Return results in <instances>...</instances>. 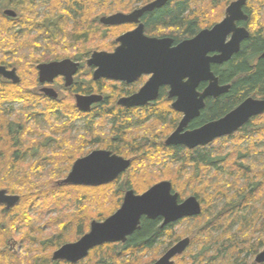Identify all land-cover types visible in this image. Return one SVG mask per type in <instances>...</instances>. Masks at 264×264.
Instances as JSON below:
<instances>
[{
    "label": "trees",
    "instance_id": "trees-1",
    "mask_svg": "<svg viewBox=\"0 0 264 264\" xmlns=\"http://www.w3.org/2000/svg\"><path fill=\"white\" fill-rule=\"evenodd\" d=\"M118 1L41 0L33 5L35 0H14L17 29L12 46L17 55L16 59H25L24 56H31L34 53L35 41L43 34L44 29L49 37L59 41L72 39L79 42L86 39L90 35L89 32L94 31L91 30L93 19L90 15L95 10L99 11L97 14L108 12L114 9ZM250 1L248 0L245 9L248 14L247 26L253 23L255 17ZM261 1L264 3V0ZM213 3L214 1L210 0L206 4ZM39 6L43 7L45 13L43 18L38 17ZM199 8L198 0H170L162 7L144 15L145 28L149 31L165 28L176 35L178 33L189 35L200 26L205 16L204 12H199L202 11ZM95 18L94 22L97 23V15ZM30 30H37V34L30 36ZM249 31L250 36L242 42L240 51L222 67L221 80L230 82L231 86L217 99L208 101L214 114L206 118L226 114L247 97H264V57H259L264 49V26H255V29ZM0 33L6 35L0 36V47L7 49L11 45L4 41L8 40L7 28L0 29ZM54 46L55 50L59 49L62 52L70 50L64 45ZM58 56V53H53L54 58ZM4 62L5 59H0V63ZM14 64L18 71L21 61H14ZM18 74L22 77L21 72ZM26 89L21 78L16 84H4L0 79V189L19 195L18 203L11 208L0 204V264H71L52 260V252L48 251L50 249L53 251L66 242L64 232L69 227H74L75 238L86 231L92 219L88 210L93 201L98 207L113 204L108 216L119 207L123 192L106 186L90 188L59 184L69 170L72 160L58 148L53 147L51 137L47 136L40 140L38 126L31 120H37L41 114V118L44 119L60 118L56 116L55 111L44 115L45 113L41 111L30 110L32 96ZM15 105L20 108L14 109ZM23 109L24 115L21 111ZM62 113L70 115L72 112L63 110ZM120 121L122 120L115 119L116 125L121 124ZM29 125L34 129H29ZM33 130L37 131L36 135H30ZM228 141L236 146L244 143L245 150H248L250 145L256 147L258 144H264V113L252 117L237 132L219 139L213 145L197 146L189 151L181 146L164 149L160 145L161 150L167 152L169 150L173 154L172 164H177L179 170L185 171L187 166H192L191 174L198 176L199 173L208 175L210 170H214L216 175L219 171L225 172L230 169L234 173L237 172L238 179L245 181L240 183V187L235 186V180L228 184L223 180L221 183L225 184L217 185L216 199L225 198L222 208L215 212L211 219L200 222L195 235L192 232L188 250L176 257L175 264H248L246 261L248 255L264 247V202L261 204L262 207L255 205L261 202L264 169L257 164L250 165L246 161L250 156L248 151L240 152L238 159L229 153H223L222 145ZM48 150L51 152L47 154ZM212 150L213 154L210 152ZM156 160H161L160 155L156 156ZM238 160H241V163ZM54 162L56 164L54 170L45 174L44 168L52 167L51 163ZM219 186L231 187L237 191V199L233 202L236 196L227 197L228 193H222L223 188L219 189ZM247 207H250L251 214L243 211ZM64 211L72 215L67 221L63 220V215H59ZM241 212L245 215H240ZM54 213L58 216H51ZM45 216L47 220L43 224L41 222L44 219L41 217ZM96 216L97 219L106 217L100 213ZM202 217L203 213L195 220H201ZM235 220L238 222L237 230L231 231L230 223ZM60 223L62 225H58ZM53 225H56V228L52 229L54 232L44 238V230H51L50 227ZM214 227L221 229L217 236L212 233L211 228ZM169 229V225L160 228L158 221L142 218L139 229L124 243H107L99 246L85 259L75 264H149L158 257L156 253H151L155 249L156 240L163 238V232L171 231ZM173 232L177 234L176 230Z\"/></svg>",
    "mask_w": 264,
    "mask_h": 264
},
{
    "label": "flooded vegetation",
    "instance_id": "flooded-vegetation-1",
    "mask_svg": "<svg viewBox=\"0 0 264 264\" xmlns=\"http://www.w3.org/2000/svg\"><path fill=\"white\" fill-rule=\"evenodd\" d=\"M131 1L132 2L130 5L128 4L121 7V9L123 10L118 9L115 12H111L109 14L99 15L97 17V23L94 22L95 21L94 19H96L95 16H92L93 22L90 19V21L93 24V27H95L96 24H98V26L95 27L93 32L101 29L103 32L101 37L114 35L113 39L108 41L107 44L105 43L102 47H100V49L72 50L71 56L69 57L67 55L65 57L58 56L55 58L53 56L42 57L41 54L43 52L46 53L45 51H47L46 48L48 44L57 45V46L64 45L62 43L63 42L62 40L59 41L49 37V34H46V31L44 29L43 34L39 35L35 41L34 54L37 53L36 56L34 55L35 57L32 58L31 56L26 57V59H28L27 62H29L28 66L34 69L37 75L33 83L28 85L26 92L32 96L31 106L29 107L30 110L32 109L35 111H41L45 113L44 115H46V113L48 112L55 111L57 114L56 116L60 118L54 120L42 118V120L40 121L39 120H31V121L36 123L38 126V131H40L41 133V136L39 137L40 140L46 138L47 136L51 137L53 139V141H51L53 147L58 148L59 151H61L62 153L64 152L67 155V157L72 160L70 168L66 172L65 176L71 170V167L76 160L82 159L96 152H108L110 156L114 155L124 160L130 161L129 166L125 170L121 171L113 180H111L106 184H99V185L77 184L74 186H84L90 188H97L102 186L114 187L113 188L114 190L123 192L121 197V202H122L123 195L125 194L126 191L132 189L136 194H141L153 184L166 180L171 182L172 192L178 194L179 203L182 202L185 198L192 195L198 199L201 205V213L197 216L183 217L181 219H178L174 222H170L165 225H162L163 223L162 217H157L155 219L142 217L149 220L158 221V226L160 228L169 225L170 227L169 230H171L168 232L164 231L163 238H158L156 240V244L154 246L155 249H153V252H155L156 250L155 253L158 255V257L154 260L156 261L174 244H176L179 240L183 238L186 237L190 238V244H191L192 231L183 232L182 234H184V236L179 237L180 236L179 232L176 231L177 234L176 233L174 234L173 230H176V228L180 224H182L184 220H186L187 222H192V220H195L196 217L200 216L202 213H204L207 210L202 205L203 203L202 200L199 199L197 195H195L194 193L187 195L186 197H182L181 194L175 189L176 184L169 179H158L138 192L136 191V188L137 189L139 188V184L138 182L137 183L135 182V180L137 179L135 178V176L137 175L138 172H140V169L145 168V166L150 168H155L156 171H159L161 168H163L164 166H168L169 164L175 165L172 164L173 161L171 160L173 154L170 153L169 150L168 152L166 150H161V146L164 149L166 148L168 149L169 147L172 146L173 147L181 146L186 151H189L197 146L213 145L219 139L226 138L229 136L217 138L209 144L197 145L194 146L193 148H190L183 144H166V139L170 136L171 133H173L177 129L181 119L184 116V114L181 111H178L173 107V103L176 101V97L170 94L172 91L170 84L161 83L159 84L157 89L149 88L147 95L144 97L146 98L150 95H154V96L150 98L142 99L138 103H133V101H131V98L136 94H138V92L144 87V85H146L147 82H149V80L154 75V72L149 70L150 66L142 65V64H139L137 66H133L132 64L124 66L126 70H140L139 72L140 74L138 73L139 74L138 76H134L133 72L128 71V74L125 75V78H115L113 76H105V77L99 76L98 78H96L95 72L99 66L95 64H90L89 61L90 59H96L95 57L93 58V54L96 52H105L107 54H114L116 50L121 46V42L118 40V38L123 35L124 36L129 35V37H134L135 39L129 40L128 43L133 41L132 45H136L141 48L142 54L138 56L136 59H159V54H160L159 45L156 46L153 43L145 41L143 38H147L148 40L170 39L171 42L168 48L169 49L174 48L183 41L192 40L202 30L211 29L215 24L219 23L225 16V10L227 6L234 0H230L228 2L227 6L225 7L224 14L220 19L219 18L210 19L208 17L203 19L201 21L200 26L198 28H195V30L192 31L189 35L188 34L183 35L181 33H178V35L174 33L175 34L174 35L173 33H170V29H165V28L163 29L157 28L156 30L153 31L147 30L145 28L143 17L146 13H150L154 9L151 11L144 12L141 16L137 18L136 21H127L120 24H107V25L103 24L100 21L102 17L110 16L115 13L129 14L134 10L142 8L144 5L152 2L153 0H131ZM36 3L37 2H34L33 5H36ZM247 3L248 0L246 1L243 7V12L247 15V19L243 21L239 20L236 21L235 23L237 27L246 28L250 36V31L248 29V26L246 25L248 21V14L246 13L245 10L247 7ZM40 7L38 8V12H39L38 17L43 18L45 17V13L44 12L41 13ZM8 10L14 11L15 15L11 16L7 14L6 12ZM16 18H17V11L15 8L14 0H0V29L7 28L8 40H9L8 43L11 44L10 47H8L7 49L0 47V59H6L5 62L0 63V65L5 66L7 70H11L12 68H15L16 74L18 75L20 81V76L18 74L17 67L13 65L14 61L12 60V59H16L15 51L12 46V40L15 38V30L17 29V25L15 22ZM139 26H141L142 34L138 32L136 34L131 35ZM89 33L90 35L87 37L88 40L91 38L92 31H90ZM36 34H37V30L29 31L30 36H35ZM0 36L4 37L6 35L0 33ZM230 37L231 34H228L226 37V42L230 40ZM87 39H83V40H87ZM242 42L240 44V49L242 46ZM238 52L232 54L230 59H232ZM217 55H219L218 50H208L206 52V56L208 57H214ZM64 59L71 60L73 63L76 64L77 67L76 72L72 75L70 85L66 86V77L63 74H59L53 77L52 80L40 81L38 74V65L48 64L51 62H58ZM112 59H133V57L127 55H123V56L119 55V57L115 56L112 57ZM229 60L227 62H229ZM227 62H224L222 64L211 62L210 71L217 78L219 85L222 86L228 84L230 88L231 86L230 82H223L221 80L222 67ZM113 67L116 68L117 66L115 65ZM0 79H2V82L4 84H16L12 82L10 79L4 78L2 76H0ZM186 80L187 79L184 78L183 82H185ZM208 84H209L208 81H201L199 85L196 87L197 93L202 94L205 88L208 86ZM46 89H52L55 92L56 96L55 97L48 96V94L44 91ZM220 95L208 96V97L206 96L203 99V106L202 108H200L198 116L191 119L187 123V125L184 126L181 133L197 129L210 121L217 120L220 117L224 116L225 114L220 117L213 115L210 118H206L210 114H214L211 107L208 104V101L211 99H217ZM78 96L80 97L96 96L95 97L96 100L92 102L86 110H83L80 109L77 104ZM51 101H54L55 103H52ZM63 110H67V111L70 110L72 113L70 115L63 114L62 113ZM121 112H123L124 114L119 115L118 113ZM160 112L161 115H159ZM40 116L42 117V114ZM115 119H120L123 122L120 121L121 124L118 123L116 125ZM153 123H158L162 126H166V128L169 129V131L167 133H163L161 132V130H156L155 127H153L152 125ZM210 152L213 154L214 150ZM218 153L217 155H219ZM157 155H160L161 160H156ZM162 158L165 159L162 160ZM169 161L171 163H169ZM191 167L192 166H187L185 171L188 172L191 171L190 170L192 169ZM106 217H104L103 219H91L89 221L86 231L83 234L88 232L89 225L92 220L102 221ZM194 233L196 232H193V234ZM83 234H81L75 240L66 241L61 245L69 242H74L78 240ZM124 242H119V243L122 244ZM104 244L107 243H103L101 245L95 246L89 251V253L93 249L102 246ZM61 245H59L57 248H55L52 251L51 257L53 252L56 249H58ZM189 246L186 248L185 251L188 250ZM262 250H264V247L259 249V251L256 253L253 252L250 253L246 258L248 264L251 263L264 264V262L258 263L255 260L256 255ZM176 257L177 256L173 257L172 259L174 262L173 264L177 262ZM83 259L79 261H82ZM58 261L71 263L65 260H58ZM79 261H77L76 263H78ZM71 264H75V263H71Z\"/></svg>",
    "mask_w": 264,
    "mask_h": 264
},
{
    "label": "water",
    "instance_id": "water-1",
    "mask_svg": "<svg viewBox=\"0 0 264 264\" xmlns=\"http://www.w3.org/2000/svg\"><path fill=\"white\" fill-rule=\"evenodd\" d=\"M170 0H153L142 8L129 14L115 13L100 19L103 24H120L127 21H136L146 11L160 8ZM247 0H234L225 10L224 18L211 29H204L190 41H183L178 46L169 49L170 39L148 40L160 48L159 59H136L142 54L141 48L129 42L134 37L120 36L118 40L121 46L114 54L96 52L90 59V64L98 67L95 77L113 76L125 78L128 71L138 76L140 70H126L124 66L139 64L150 66L154 72L153 77L144 87L131 98L133 103L154 95L144 97L149 88L157 89L159 84L167 83L171 86V95L176 97L173 103L174 109L181 111L184 116L177 129L166 139V144H183L190 148L197 145H206L217 138L230 136L246 124L252 117L264 113V97H247L236 107L217 120L210 121L201 127L181 133L184 126L198 116L203 106V99L207 96H218L226 92L229 85H219L217 78L210 71V63L222 64L227 62L232 54L240 49L243 40L249 37V32L244 27H237L236 21L246 20L247 15L243 7ZM7 14L14 16L15 12L8 10ZM141 33L139 26L131 35ZM231 34L230 40L226 37ZM208 50H218L219 55L206 56ZM119 55H127L133 59H112ZM260 57H264V51ZM150 61V62H149ZM117 66L116 68L113 66ZM76 64L69 59L58 62L38 65L40 81L52 80L53 77L63 74L66 77V86L70 85L72 75L76 72ZM139 73V74H138ZM114 74V75H112ZM0 76L17 83L19 77L15 68L7 70L0 65ZM187 80L183 82V79ZM201 81L209 84L202 94L197 93L196 87ZM48 96L55 97L52 89L44 90ZM96 96L77 97L80 109L86 110L96 100ZM130 164L117 156H110L108 152L92 153L82 159L76 160L68 174L59 182L63 185H99L113 180L121 171ZM19 201V195L10 194L6 189H0V204L7 208L13 207ZM201 213V205L195 196H189L182 202H178V194L172 192L170 181H160L150 186L141 194H136L132 189L125 192L120 206L102 221L92 220L89 230L78 240L61 245L52 254L53 260H65L71 263L85 258L95 246L103 243L124 242L130 235L139 229L142 217L155 219L163 218L162 225L174 222L183 217L197 216ZM190 244V238L179 240L162 256L151 264H173V257L181 255ZM256 262H264V250L255 258Z\"/></svg>",
    "mask_w": 264,
    "mask_h": 264
},
{
    "label": "rangeland",
    "instance_id": "rangeland-1",
    "mask_svg": "<svg viewBox=\"0 0 264 264\" xmlns=\"http://www.w3.org/2000/svg\"><path fill=\"white\" fill-rule=\"evenodd\" d=\"M35 1L37 3L39 2V0H35ZM119 1L116 2L114 9H112L108 12H105V13H98V14H97V12H99V11L95 10L90 15V17L92 18V16H96V15L98 17L101 14H109L111 12H115L116 10L121 9L122 6H125L128 4L130 5L132 2L131 0H127V2H126V0H121L120 2ZM209 1L210 0H198V4L200 5L199 9H202V11H199V12H201V13L204 12L203 15H205L203 17V19H205L207 17L210 19H217V18L220 19L223 16L225 7L227 6V4L230 0H219V1L213 0L214 1L213 4L207 5L206 3H208ZM249 4H250V6H252V8L254 10L253 17L255 16L253 23L252 24L249 23V26H248L249 30L255 29V26H258V25L264 26V3H262L261 0H251ZM121 10H123V9H121ZM40 11H41V13H43V7L42 6L40 7ZM124 11H126V10H124ZM97 26H98V24H96L95 27H97ZM95 27H93L91 30L95 29ZM102 33L103 32L101 29L98 31L92 32L91 38L89 40L87 38H86L87 40L81 39L80 43L74 42L72 39H65L62 43L68 47L67 49H70L67 52H62V50L59 51V49H57L59 51V52H57V50H55L56 46L48 44L47 48H46L48 52L45 51L46 53L43 52L41 55H42V57L43 56L49 57V56H53V53H55V54L58 53V55L60 57H65L66 55L69 57V56H71L72 50L100 49V47H102L105 43L107 44L108 41L112 40L114 37V35L113 36L108 35L106 37H101ZM4 41L6 42L9 40H4ZM20 46H21V42H20ZM49 47H50V49H49ZM34 53L32 55L30 54L31 58L36 56L37 53L36 54H34ZM15 57L17 58L16 53H15ZM24 57H25V59H12V60L13 61H17V60L21 61L22 64H21V67L18 68V72H21L22 77H20V78L23 80V84L26 87H28V85L33 83V81L35 80L37 75H36V71L34 69L30 68V66H28L29 62H27V60H28V59H26L27 56H24ZM18 108H20V107L15 105L14 109H18ZM21 111H22V114L24 115L25 110L23 109ZM37 120H39V121L42 120L41 116H38ZM29 121H28V123H29ZM152 125H153V127H155L156 130H161V132H163V133H167L169 131V129H167L166 126H162L158 123H153ZM29 129H34V127L32 125H29ZM36 132H37L36 130H33L30 133V135H36L37 134ZM30 137H32V136H30ZM244 147H245L244 143H240L236 146V144L228 141L227 143L222 145V149H223L222 152L223 153H229V154H231V156L233 158L238 159V155L240 152H247L248 151L250 156L247 157L246 161L250 165L257 164L260 168L264 169V144H262V145L258 144V145H256V147L250 145L248 150H245ZM234 149H238V150H234ZM49 152H51V150H48L47 154ZM58 154H59V152H58ZM240 161L241 160H238L239 163H241ZM51 165H52V167L47 165L48 166L47 168H50V169L44 168L45 174L47 172L51 173L54 170L55 165H56L55 162L51 163ZM145 168H146L145 170H144V168H141L140 172H138L137 175L135 176V178H137L135 180V182L136 183L138 182V184H139V188L138 189L136 188V191H138V192L141 191V188L147 187L148 185L152 184L154 181H156L158 179H169V180H172L176 184L175 189L181 194L182 197H186L187 195H190L192 193H197V197L202 200V202H203L202 205L207 210L203 213V217L201 220H192V222H187L186 220H184L182 222V224H180L176 228V231L179 232V234H180L179 237L184 236V234H182V233L186 232V231L197 232L196 229H197L198 225L200 224V222H204L207 219H211L215 212H218V210L220 211V209L222 208V206L225 202V198L221 197V198L216 199L215 191L218 188L217 187L218 184H225V183H221L223 180H225L227 182V184L234 182V180H235V186L239 187L241 182H243V183L245 182L241 179H238L237 178V176H238L237 172L234 173L230 169L225 170V172L224 171H219V173L216 172L217 173L216 175H214V173H215L214 170H210V171H208V175L207 174L200 175V173H199L198 176H194L191 174V172H193V171L188 172V171H184L183 169L179 170L177 168V164L171 165V166L170 165L164 166L159 171H156L155 168H150V167H145ZM190 170H192V169H190ZM222 172H224V173H222ZM177 175H180V176H179V178L176 179L175 177ZM208 177H211V178H208ZM111 188L113 189L114 187H111ZM220 188H223V189H221L222 193H226V194L228 193L227 197L232 196V198H233L234 196H236V198H234L232 200L233 202H234V200L237 199V195H236L237 191L233 190L231 187L224 188V187L219 186V189ZM104 190H110V189H104ZM261 193H262V196L260 198L261 202L255 203V205L257 207H262L261 204H262V202H264V190ZM112 205H110L108 203V204H105V206L101 205L100 207H98L96 205V202L93 201L89 205L88 212L90 213V215H92V219H97L96 214H98V213H100L102 216H107L110 209L112 208ZM243 211H245L246 214L248 212L250 213V207L244 208ZM69 213L70 212H68V211H66V212L64 211L62 214H59V215H63V220L67 221L72 216ZM240 215L244 216L245 214L241 212ZM51 216L56 217V216H58V214L54 213ZM41 218H43L44 220L42 219L43 221L41 220L42 222L41 221L40 222L44 224L47 220V217L45 216V217H41ZM48 220H50V219H48ZM58 225H62V223H60ZM58 225H57V227H58ZM237 227H238V222L236 220L234 222L232 221L230 223L231 231L237 230ZM55 228H56V225H53L50 227L51 230L45 229L44 230L45 232L43 234L44 238L48 237L49 234L53 233L54 231L52 229H55ZM73 228L69 227V229L66 232H64V239L66 241H71V240L76 239L74 237V230L75 229H73ZM211 230H212L213 235L217 236L220 233L221 229H219L218 227H214V228H211ZM261 248H263V247H261ZM19 250L20 249H18V251ZM194 250H196V248H194ZM48 252H52L51 249ZM155 252H156V250H155ZM155 252L152 251L151 253H155ZM150 255H152V254H150ZM146 257H148V255H146Z\"/></svg>",
    "mask_w": 264,
    "mask_h": 264
}]
</instances>
